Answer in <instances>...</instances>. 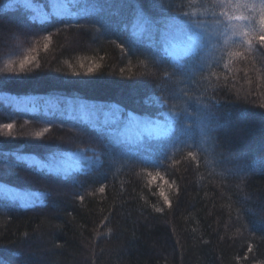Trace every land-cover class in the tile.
<instances>
[{
	"label": "trees",
	"instance_id": "16d2710c",
	"mask_svg": "<svg viewBox=\"0 0 264 264\" xmlns=\"http://www.w3.org/2000/svg\"><path fill=\"white\" fill-rule=\"evenodd\" d=\"M226 2L28 0L9 9L0 0L1 121L49 129L45 139L0 129V264H264V45L253 40L248 51ZM85 6L100 10L81 15ZM141 9L156 24L182 25L198 41L194 54L150 50ZM14 20L22 31H9ZM18 56L30 63L16 75L6 64ZM70 100L168 128L129 145L109 127L49 111ZM74 154L84 159L70 173L39 167ZM146 171L170 180L171 208ZM11 190L40 195L25 206Z\"/></svg>",
	"mask_w": 264,
	"mask_h": 264
},
{
	"label": "snow or ice",
	"instance_id": "6c2138e0",
	"mask_svg": "<svg viewBox=\"0 0 264 264\" xmlns=\"http://www.w3.org/2000/svg\"><path fill=\"white\" fill-rule=\"evenodd\" d=\"M75 3L76 0H73ZM57 3L63 4L64 0H57ZM17 4H24L28 6V0H9V9H12ZM226 9H231V13H227L230 19L237 21L238 23L233 24L232 28L234 34L243 35L246 38V43L249 45L248 51L251 50L253 40H258L260 45H264V2L259 4L249 3L247 0H227L225 3ZM100 9L96 7H82L80 9L81 15H91ZM58 14L66 13L69 11L66 7H61L57 10ZM138 18L141 25L147 30L146 36H141V39L147 40V46L149 49H153V46L156 45L161 51L170 52L172 57H188L194 54L195 49L199 46L198 41L195 38H188L184 34V28L182 25L165 23V24H156L155 22L149 21L143 12L139 10ZM244 21H248L247 24ZM258 21V31L256 24ZM253 22L255 23V29H253ZM251 25V26H250ZM51 39L50 37L48 38ZM45 51H47L48 44L44 45ZM155 55H160V52L157 51ZM233 58H243L245 53L234 52L229 53ZM166 59V57H161ZM14 61H8L6 64V70L12 72L16 75L25 73L28 71V65L30 63L29 59H25L19 62V71L17 72L13 64ZM229 63H233V60H230ZM101 67L100 64L94 63L93 67L90 68L89 72H94L96 69ZM3 71V70H0ZM55 109L60 115L67 116L70 120H79L85 124H90L94 127H109L112 133L117 137H124L129 140H141L148 136H163L166 132V129H163L159 125L151 126L149 124L129 122L124 114H117L118 110L109 107L106 105H100L95 103H89L85 101H66L61 105L58 101L56 104L52 105L49 111ZM24 111L35 112V108L25 107ZM0 129L7 130V135L11 138H16L14 134L15 121L7 122L0 125ZM49 129L45 128L42 132L35 133L36 136H43L45 132ZM79 161L75 160L69 162L64 159H55L53 158L48 162L47 165L40 164L39 167L48 169H55L56 171L68 172L73 167L78 166ZM148 177V183L151 186L159 189L160 197L164 200L165 204L169 208L172 206V202L169 199L167 192L168 186L171 184L170 180L162 175L160 172L146 171ZM7 192V189L5 190ZM100 192H104V187L99 188ZM40 193L36 192H14L11 194L13 200L22 201L25 206L31 204L36 198H38ZM83 199V197H80ZM161 209L157 208L156 212H160ZM251 251V249H249Z\"/></svg>",
	"mask_w": 264,
	"mask_h": 264
},
{
	"label": "rangeland",
	"instance_id": "374dc122",
	"mask_svg": "<svg viewBox=\"0 0 264 264\" xmlns=\"http://www.w3.org/2000/svg\"><path fill=\"white\" fill-rule=\"evenodd\" d=\"M11 22H13V24H14V28H12L11 26V24H10V26H8V27H10L9 28V31H11L12 33H14V29L16 28H18V29H20V31H22L21 29L22 28H20L19 26H18V24H17V22L14 20V21H11ZM14 22H16V23H14ZM5 36H3V38H4ZM2 38V39H3ZM4 40H8V41H13L14 42V47H18L17 45H18V43H17V39H16V36L15 35H13V34H8V37L6 36L5 38H4ZM3 45V44H2ZM16 49V48H15ZM12 52V51H11ZM170 53V52H169ZM15 61H16V63L18 64L19 62H21V61H23L24 60V58H20V56H18V57H14L13 58ZM26 59V58H25ZM3 62V57L2 58H0V64ZM2 67V66H1ZM54 109H52V111H53ZM5 115H4V112L3 111H1L0 110V125H2V124H4V123H7V122H12L13 120H6L5 122H2L1 121V119H2V117H4ZM129 122H135V123H143V124H146V121H144V120H142V119H140V118H138V117H131V119H130V121ZM24 126H22L20 123H15V129H14V132L16 131V132H18V131H24V130H26V131H32L30 134L31 135H33V137L34 138H37L38 136H36L35 135V133H37V131L35 130V128H34V130H30L31 128H33V127H36L35 125H32V124H29V123H26V124H23ZM149 125H151V126H157V125H159L160 127H162L163 129H166V131H167V128H168V126L167 125H165V124H163V123H160L159 121H155V122H153V123H150ZM38 132H42V131H38ZM46 133V132H45ZM48 133V132H47ZM44 134L43 136H40V137H38V138H43L44 137V139L45 138H47L48 136H49V134ZM166 133V132H165ZM149 137V136H148ZM121 139L124 141V142H126V143H128L129 145H133V146H141L142 144H143V142H144V140L146 139V137L145 138H143V139H141V140H129V139H126V138H124V137H121ZM65 157H68L66 160L67 161H69V162H72V161H75V160H79V159H81V160H83L84 158H81L80 157V155H78V154H74V155H68V156H65ZM75 169V167H73L71 170H69L68 172H64V171H58L59 173H63V174H67V173H70L71 171H73ZM14 192H16V191H10L9 192V194H10V196H11V194L12 193H14ZM11 198V197H10ZM12 199V198H11ZM15 201H19V200H15ZM19 202H21L22 204H24L22 201H19Z\"/></svg>",
	"mask_w": 264,
	"mask_h": 264
},
{
	"label": "clouds",
	"instance_id": "9594fccd",
	"mask_svg": "<svg viewBox=\"0 0 264 264\" xmlns=\"http://www.w3.org/2000/svg\"><path fill=\"white\" fill-rule=\"evenodd\" d=\"M259 107L264 108V104H260ZM159 195H160V193H159Z\"/></svg>",
	"mask_w": 264,
	"mask_h": 264
}]
</instances>
